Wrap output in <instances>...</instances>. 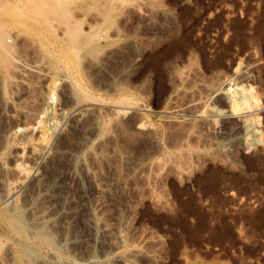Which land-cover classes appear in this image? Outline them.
Wrapping results in <instances>:
<instances>
[{"label": "rangeland", "instance_id": "rangeland-1", "mask_svg": "<svg viewBox=\"0 0 264 264\" xmlns=\"http://www.w3.org/2000/svg\"><path fill=\"white\" fill-rule=\"evenodd\" d=\"M14 1L0 264H264V0Z\"/></svg>", "mask_w": 264, "mask_h": 264}, {"label": "bare ground", "instance_id": "bare-ground-1", "mask_svg": "<svg viewBox=\"0 0 264 264\" xmlns=\"http://www.w3.org/2000/svg\"><path fill=\"white\" fill-rule=\"evenodd\" d=\"M16 1V0H15ZM14 1V2H15ZM25 2H23L21 5H22V7L21 6H19V5H17V4H15L14 2H11V3H2V5H1V8L2 9H6V8H8V9H10V11L11 10H14L15 12H16V14L14 15V16H12V17H10V20L14 23V24H18V25H20L22 22H23V19L22 18H28V22H29V19L32 21V19H33V17H34V15H38L39 13H40V8H41V4H38V3H36V2H32L31 0H24ZM4 9V10H5ZM34 20V19H33ZM35 21V20H34ZM24 22H27V21H24ZM23 22V23H24ZM33 22V21H32ZM36 22V21H35ZM34 22V23H35ZM31 23V22H30ZM29 23V24H30ZM24 25H26V27H28V28H31V25H28V23L27 24H24ZM33 29V28H32ZM39 30V29H38ZM31 31V30H30ZM3 31L2 30H0V48H1V50L3 49H9L10 50V48H11V46H10V48L8 47L9 45H7V43H6V41H5V43L3 42ZM69 37H71V36H69ZM73 37V36H72ZM69 51V50H68ZM22 63V62H21ZM25 63V62H24ZM36 64V63H35ZM40 64H41V62H40ZM40 64H37V65H39L40 67H41V65ZM37 65H34V66H37ZM32 66V65H31ZM38 66V67H39ZM27 67V66H26ZM45 67V66H44ZM47 67V66H46ZM31 68V67H30ZM34 69L36 70L37 68L36 67H34ZM48 69V68H47ZM40 71V73H41V70H43V69H37L36 71ZM47 72V71H46ZM41 73L43 76H48L49 74L48 73ZM50 76V75H49ZM48 99H49V97H48ZM47 99V100H48ZM47 104V106L49 105L48 103H46ZM186 108V107H185ZM49 110V109H48ZM70 110L71 109H69V112H70ZM187 110V109H186ZM67 111H68V109H67ZM66 111V112H67ZM68 112V113H69ZM64 113V112H63ZM191 113V112H190ZM61 114H62V112H61ZM52 115H54V113L52 114ZM56 115V114H55ZM54 115V117H56ZM66 115H67V113H66ZM187 115V114H186ZM49 116V115H48ZM62 116H63V114H62ZM69 116V115H68ZM185 116V115H184ZM47 118V117H46ZM49 119V118H48ZM55 119H57V118H55ZM55 119H54V121H55ZM62 119V118H61ZM50 120V119H49ZM53 120V119H52ZM59 120V119H58ZM183 120V119H182ZM53 121V122H54ZM61 121V120H60ZM52 122V121H51ZM52 122V123H53ZM57 122H59V121H57ZM51 123V124H52ZM54 125V124H53ZM51 126V125H50ZM56 126V125H55ZM57 126L59 127V125H58V123H57ZM56 126V127H57ZM52 127V126H51ZM57 127V128H58ZM55 128V127H54ZM49 129V128H48ZM53 130V129H52ZM51 132V131H50ZM53 132H55V131H53ZM52 134V133H51ZM43 145H45V144H43ZM42 150V149H41ZM42 151H44V150H42ZM2 163V162H1ZM1 166V165H0ZM2 167V166H1ZM53 172V171H52ZM51 171H50V173H52ZM51 177V176H50ZM1 179V178H0ZM5 181V180H4ZM7 183V182H6ZM5 183V184H6ZM1 184H4V183H1ZM4 184V187L6 188V185ZM8 184H12V183H7V185ZM21 185V184H20ZM3 186V185H2ZM14 185H12V186H10V187H13ZM22 186V185H21ZM8 187V186H7ZM9 187V188H10ZM16 187V186H15ZM19 189V188H18ZM3 190H4V188H3ZM7 191H8V188L6 189ZM7 193H9L10 194V191L9 192H7ZM6 195H8V194H5V196ZM4 196V197H5ZM4 197H2V198H4ZM8 197V196H7ZM10 197V196H9ZM11 198V197H10ZM14 198V197H13ZM4 199H9V198H4ZM26 199V198H25ZM6 201H8V200H6ZM5 201V202H6ZM2 201H0V203H1ZM13 203V202H12ZM11 203V204H12ZM3 203H1V205H2ZM16 204V203H15ZM20 205V204H19ZM22 205H23V202H22ZM3 206H5L4 208H6V209H8L6 206V203L3 205ZM3 206H1L0 208H2ZM15 206V205H14ZM13 206V207H14ZM23 206H25V205H23ZM16 207V206H15ZM33 207V206H32ZM31 207V208H32ZM19 209V208H18ZM29 209V208H28ZM31 210V209H30ZM19 210H17L16 208H15V210L13 209V211L10 213V212H7V210L6 211H4L3 212V210H2V212H0V217L1 218H3V220L7 223V225L8 226H10V228L13 230V231H15L16 233H19V234H22L23 232H24V228L26 227V226H24V224L26 223H24L23 224V221L21 220V216L20 215H18V212ZM33 211V210H32ZM32 211H31V216H32ZM26 212V211H25ZM34 214V213H33ZM26 215V214H25ZM20 216V217H19ZM29 217H30V215H29ZM26 219V218H25ZM39 219V218H38ZM34 220H36V218L34 219ZM26 221V220H25ZM41 222V221H40ZM33 223V222H32ZM37 223V224H36ZM39 221H37L36 220V222H35V226H38L39 224ZM31 224V223H30ZM41 224H43V222L41 223ZM40 224V225H41ZM26 225H27V223H26ZM39 225V226H40ZM38 226V227H39ZM52 226V225H51ZM37 227V228H38ZM42 227H44V228H46L47 226H42ZM41 227V229L43 230V228ZM26 229V228H25ZM33 229H35V228H32L31 230H33ZM47 229H50V228H47ZM47 229H46V232H48V233H51L52 231H51V229L50 230H48L47 231ZM28 230V229H27ZM41 230V232H39V233H42V232H44V230L42 231ZM29 231V230H28ZM51 231V232H50ZM33 232H35V233H37V230L36 231H33ZM46 232H44L45 234H46V236L48 235V233H46ZM24 234H27V231H26V233H24ZM38 235V234H37ZM29 236V235H28ZM34 236V235H33ZM41 236V234L38 236L40 239H42L43 238V241H44V239L45 240H50V237L48 236V237H44V236H42V237H40ZM52 237V236H51ZM31 238V237H30ZM35 236H34V240H35ZM32 240H33V238H31ZM37 239V238H36ZM39 239V240H40ZM38 240V239H37ZM51 241H54L53 239L51 240ZM50 241V242H51ZM57 241H59V240H57ZM36 242V241H35ZM38 242V241H37ZM45 242H47V241H45ZM49 242V241H48ZM42 243V242H41ZM46 244H49L50 245V243H46ZM53 244V243H52ZM52 244H51V246H52ZM55 244V246H53V247H55L56 248V243H54ZM30 246V245H29ZM29 246H27V248H26V246H25V249H23V253L26 255V257L28 256V257H30V259H31V257H32V254H33V250L32 249H34V248H31V246L29 247ZM60 246V245H59ZM35 247V246H34ZM36 249V248H35ZM34 249V252L36 251ZM39 251V250H38ZM36 253V252H35ZM39 253V252H38ZM37 254V253H36ZM35 256H38V254L37 255H35ZM120 258H121V261H122V257L121 256H119ZM117 258V259H120V258ZM33 258V257H32ZM30 259L28 260V263H29V261H30ZM35 259H37V257L35 258ZM115 259V258H114ZM124 260V259H123ZM120 261V262H121ZM31 262V261H30ZM126 262V261H125ZM105 264V263H104Z\"/></svg>", "mask_w": 264, "mask_h": 264}]
</instances>
